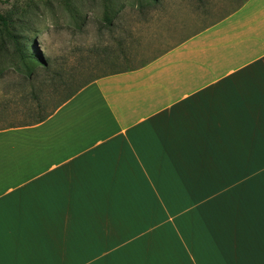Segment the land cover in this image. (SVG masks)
<instances>
[{
    "label": "crops",
    "instance_id": "crops-1",
    "mask_svg": "<svg viewBox=\"0 0 264 264\" xmlns=\"http://www.w3.org/2000/svg\"><path fill=\"white\" fill-rule=\"evenodd\" d=\"M0 264H264V0L0 128Z\"/></svg>",
    "mask_w": 264,
    "mask_h": 264
},
{
    "label": "rangeland",
    "instance_id": "rangeland-1",
    "mask_svg": "<svg viewBox=\"0 0 264 264\" xmlns=\"http://www.w3.org/2000/svg\"><path fill=\"white\" fill-rule=\"evenodd\" d=\"M243 1L0 0V13H16L18 33L12 38L0 24V39H36L50 63L32 79L13 70L0 75V128L34 122L39 101L51 112L88 80L148 62ZM107 47L117 56L103 59Z\"/></svg>",
    "mask_w": 264,
    "mask_h": 264
},
{
    "label": "trees",
    "instance_id": "trees-1",
    "mask_svg": "<svg viewBox=\"0 0 264 264\" xmlns=\"http://www.w3.org/2000/svg\"><path fill=\"white\" fill-rule=\"evenodd\" d=\"M245 1L246 0H244L239 6H241ZM15 17H16V13H12V12L0 13V24H2V26L8 32L9 36L12 38H16L18 36V33L14 32L17 23ZM35 41L36 39H0V75L8 73L10 70H13L17 74L25 76L28 79H32L34 77L35 71L38 69L39 66L46 70H49L50 63L48 59L44 58L42 55H40L37 52L34 46ZM123 51L124 50H122V52ZM113 53L114 56H117V51L114 48L107 47L103 49V53L101 54V57L103 59L104 58L107 59L109 58L110 54ZM128 69L131 68L129 67L123 70H128ZM95 79L88 80L84 84L80 85L78 88L72 90L68 94V96L51 112L43 113L44 102L39 101L34 109L37 112L36 113L37 118L33 123L41 122L45 120L62 103L70 99L81 88H83L84 86H86ZM66 82L67 81H65V83Z\"/></svg>",
    "mask_w": 264,
    "mask_h": 264
}]
</instances>
